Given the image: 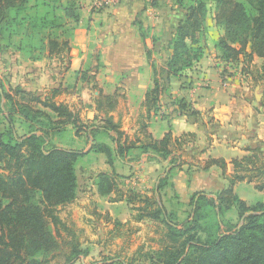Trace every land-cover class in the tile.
Masks as SVG:
<instances>
[{
    "label": "trees",
    "instance_id": "obj_1",
    "mask_svg": "<svg viewBox=\"0 0 264 264\" xmlns=\"http://www.w3.org/2000/svg\"><path fill=\"white\" fill-rule=\"evenodd\" d=\"M80 1L0 0V51L10 49L29 60L66 57L81 21ZM178 2L184 16L168 43L170 53L164 64L166 78L157 77L153 65V87L146 93L148 109H157L170 76L192 68L204 54L205 45L200 43L199 37L206 29V0ZM212 2L214 23L224 30L214 47L225 60L236 61L241 55L248 62L254 57L261 59L264 85V0ZM147 55L149 57V51ZM80 78L89 79L86 72H82ZM57 92L53 89L50 96L41 99L20 87L5 90L0 84V123L1 119L6 122L5 129L0 131V264H74L88 254L58 214L59 206L71 203L76 197L75 165L83 153L53 145L50 132L60 125L70 124L77 133L83 124H79L78 117L66 104L53 99ZM98 92L97 109L103 106L110 110V97L103 96L101 90ZM170 105L176 115L185 114L197 120L198 111L189 108L183 100ZM16 114L27 123L26 131L20 135L14 127ZM102 127L97 129L112 142L116 141V149L96 141L93 136L91 150L104 153L107 164L112 167L115 156L123 159V152L129 146L120 144L118 126L110 117L104 119ZM109 131L117 137L111 136ZM170 141L168 132L161 140H150L141 149L145 152L150 149L160 161L167 160L172 168L177 165V156L172 155ZM261 156V152L254 150L251 155L233 160L231 183L246 179L254 181L257 190L264 191ZM211 165L226 167L221 159H209L203 169ZM113 175L116 176L113 172L99 173L97 191L102 196L113 193L116 200H122L123 193ZM166 180V176L159 179L158 191ZM137 197L131 192L125 200L132 206ZM141 197L138 200L142 206L136 207L135 221L156 220L167 228L151 261L158 264H264V203L247 206L233 193L231 186L219 192L216 198L196 192L190 198V213L179 224L177 215L167 211L160 199ZM231 208L237 210L238 220L242 221L240 227L220 218ZM62 231L68 232L67 238Z\"/></svg>",
    "mask_w": 264,
    "mask_h": 264
},
{
    "label": "crops",
    "instance_id": "obj_2",
    "mask_svg": "<svg viewBox=\"0 0 264 264\" xmlns=\"http://www.w3.org/2000/svg\"><path fill=\"white\" fill-rule=\"evenodd\" d=\"M88 3L82 6L81 21L74 31L71 49L66 57L29 60L19 52L0 51V78L8 80V87H20L41 99L50 96L51 90L57 89L53 99L66 104L79 121H86L83 125L89 123L82 127L85 132L81 129L78 133L76 129L74 131L75 138L77 135L88 140L87 146L72 149L83 153L76 163L82 159L99 160L102 163L104 168L94 175L93 186L98 196L110 198L111 203L108 205L114 211L121 205L126 206L125 194L130 189L139 190L144 194L143 197H151L148 194L152 190L153 197L160 199L161 204L170 211L163 199L164 187L159 191L157 188L167 168H170L167 173L170 186L178 197H181L180 191L184 188L186 195L191 193L192 196L199 191L216 198L219 192L231 186L239 199L252 205L235 190L240 185L256 189V183L244 179L233 185L232 162L251 155L254 150L262 153L264 162V106L260 95L250 93L248 83L243 78L222 74L220 52L208 46L209 53L205 52L196 66L177 76H170L166 90L160 95L157 109H148L146 93L153 87V65L157 77L166 78L164 64L165 57L170 53L168 43L174 36L177 23L184 16V10H178L174 0H121L115 6L100 10H91ZM222 35L220 33L218 37ZM217 39L213 37L214 41ZM82 72L87 73V81L81 80ZM74 89L78 92L77 97H73L69 91ZM99 90L103 96L110 97V110L103 106L97 109ZM178 100H183L189 108L198 111L197 120L172 112L170 103ZM106 117H110L118 126L120 144L129 146L123 152V159L115 156L112 167L107 164L104 153L91 150L92 135L96 141L99 135L103 136L98 141L116 149V141L112 142L108 135L97 129L103 128ZM210 125H215L217 129H210ZM66 126L73 128L70 124ZM168 132L171 134L169 148L172 155L177 156V165L172 168L166 166L152 187L150 183L155 171L160 165L167 164V160L160 161L154 152L150 149L145 152L141 146L150 140H161ZM109 134L117 137L112 131ZM55 146L68 147L62 144ZM136 159L138 162L134 164ZM209 159L225 161V169L217 165L203 169ZM102 172H113L121 177L135 172V176L130 178L131 182L127 180L129 186L122 187L117 182L124 199L116 200L113 193L104 196L98 193L96 178ZM136 178L141 181L140 187H137ZM256 191L263 198L254 204L264 203V191Z\"/></svg>",
    "mask_w": 264,
    "mask_h": 264
},
{
    "label": "rangeland",
    "instance_id": "obj_3",
    "mask_svg": "<svg viewBox=\"0 0 264 264\" xmlns=\"http://www.w3.org/2000/svg\"><path fill=\"white\" fill-rule=\"evenodd\" d=\"M90 2L92 3L90 0L80 1L81 15L82 6L88 3V6L91 8ZM174 4L178 10L181 9L178 0H175ZM206 6V29L203 36L199 37V39L200 43L205 45L204 53H209L207 49L209 50V47L213 48L214 46L212 45H214L216 41L213 40V37L220 38L218 35L220 33L223 34L224 30L214 23V5L212 0H206ZM220 62L223 67L222 74H230L243 78L244 81L248 83L250 93H258L260 95L261 104L264 106V85L261 76L262 60L254 57L252 61L248 62L243 55H241L236 61L225 60L221 57ZM196 65L197 64L194 66ZM0 84H4L5 87L8 88V80L6 78H0ZM69 91L72 92L71 95L73 97H77L78 92L75 89ZM14 118V127L17 134H23V132L26 131L27 123L17 116V114ZM84 122L86 121L80 120L79 124ZM86 124L89 125L88 122ZM86 124L81 126H86ZM5 126L6 122L1 119L0 131H3ZM209 128L217 129L215 125H210ZM75 129L76 128L73 129L70 126L64 125L56 127L55 130L50 132V142L53 145L62 144L63 146H68L67 148L81 147L83 149L87 146L88 140L80 138L79 136L77 137V135L75 138ZM82 132H85V130L83 129ZM93 136L94 135H92V137ZM101 137L103 136L99 135L97 141L101 139ZM104 139L109 142L106 138ZM87 160L88 159H82V161H78L75 165V173L78 179L75 199L69 204L58 207L60 218L74 233L81 247L88 250L87 256H81L79 261L74 264H158V261H151V256H155V251L160 247V242L164 240L163 237L167 229L166 226L156 220L135 221V216L138 213L136 207L142 206V202L139 201L138 198H142L141 196L144 195L139 190L136 191V189H130V191L125 194L127 196L129 192L135 190V194L138 195L135 205L132 204L131 206L127 203L126 206L121 205L114 211V208L108 205L111 203L110 198L98 196L93 186L94 175L104 168L102 163L99 160ZM136 162H138V159L134 160V164H136ZM163 165H160L155 171L154 177L150 183L152 187L154 186L153 184H155L154 181L162 176L166 166H168L166 163ZM105 169L109 170L107 166H105ZM168 171L170 172V168ZM169 172L167 173L169 174ZM134 174L135 172L127 177L118 175H113V177L117 180L116 182L123 187V185L129 186L130 183H128L127 180L131 182L130 178L134 177ZM168 174H166L167 180L162 190L163 199L167 204V208L177 215L179 224H182L186 216L190 213L191 205L189 202L191 193L186 195V191H183V188L180 191L181 197H178L173 187L170 186V177H168ZM134 180H136V184H138L137 187H140L141 181L138 178ZM235 192L240 197L250 201H246L248 204L253 203L252 205L246 204L249 207L257 204H254V202L262 200L263 198L256 189L249 185H240ZM152 193V190H150L148 195L152 197ZM179 198H184V202L180 201ZM111 213H113V215H111ZM114 214L117 216L115 217ZM220 218H222L224 222L238 224L237 227H240L242 224V221L238 220L237 210L234 208L224 212ZM61 234L65 238L68 236V232L62 231ZM60 261H62V259H60Z\"/></svg>",
    "mask_w": 264,
    "mask_h": 264
},
{
    "label": "built area",
    "instance_id": "obj_4",
    "mask_svg": "<svg viewBox=\"0 0 264 264\" xmlns=\"http://www.w3.org/2000/svg\"><path fill=\"white\" fill-rule=\"evenodd\" d=\"M120 0H92L91 9L100 10L106 6L117 5Z\"/></svg>",
    "mask_w": 264,
    "mask_h": 264
},
{
    "label": "water",
    "instance_id": "obj_5",
    "mask_svg": "<svg viewBox=\"0 0 264 264\" xmlns=\"http://www.w3.org/2000/svg\"><path fill=\"white\" fill-rule=\"evenodd\" d=\"M169 167H170V166H169ZM168 170H169V168H167V170L165 171V173L163 174V176H166Z\"/></svg>",
    "mask_w": 264,
    "mask_h": 264
}]
</instances>
